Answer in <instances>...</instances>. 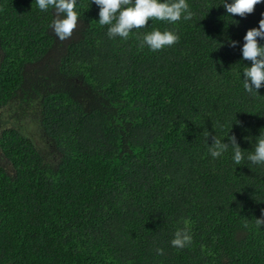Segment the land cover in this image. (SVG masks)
Instances as JSON below:
<instances>
[{"label": "trees", "instance_id": "1", "mask_svg": "<svg viewBox=\"0 0 264 264\" xmlns=\"http://www.w3.org/2000/svg\"><path fill=\"white\" fill-rule=\"evenodd\" d=\"M188 3L191 20L149 19L125 40L78 0L61 40L54 9L0 0V264H264V166L208 150L228 133L250 151L264 132V82L257 96L241 80L264 3L243 17ZM153 28L179 41L142 47Z\"/></svg>", "mask_w": 264, "mask_h": 264}, {"label": "clouds", "instance_id": "2", "mask_svg": "<svg viewBox=\"0 0 264 264\" xmlns=\"http://www.w3.org/2000/svg\"><path fill=\"white\" fill-rule=\"evenodd\" d=\"M99 7L98 22L107 27V35L110 39L119 36L128 39L133 29H141L149 19L167 21L175 24L178 21H189L194 13L190 9L188 0H91ZM264 3V0H223L226 13L238 16L251 14L256 5ZM78 0H36V6L41 11L54 9L56 18L52 20L51 28L56 36L64 40L71 36L77 27L79 13L76 11ZM258 21V28H251L243 36L241 47L242 59L251 62V66H245L242 70V85L245 92L258 94V90L264 82V44L258 42L257 38L264 40V13ZM179 41V35L171 30L161 31L153 28L142 36L141 46H147L151 51L162 50ZM236 41H231L235 47ZM241 76V73H240ZM205 132V131H204ZM209 133L206 131L205 138ZM226 137V136H225ZM230 145L223 143L216 135L212 138L211 146L208 144L209 154L213 159L220 158L229 148L232 149V160L236 165L247 159L251 164L264 166V132L259 133L252 143L250 151H244L237 143L235 135L228 136ZM247 152V155L245 153ZM256 225L261 228L264 225V210L260 218L256 219ZM192 242V236L185 229H178L174 233L171 245L183 249ZM162 255L163 249H157Z\"/></svg>", "mask_w": 264, "mask_h": 264}, {"label": "rangeland", "instance_id": "3", "mask_svg": "<svg viewBox=\"0 0 264 264\" xmlns=\"http://www.w3.org/2000/svg\"><path fill=\"white\" fill-rule=\"evenodd\" d=\"M4 120H5V119L2 117V115H0V124H1V125L4 124ZM27 131H28L29 134H31V135L33 136L34 140H35L36 138H39V137H38V130H37V128H36V126H35L34 123H32V122L29 123V125H28V127H27ZM37 143L39 144L40 141H37Z\"/></svg>", "mask_w": 264, "mask_h": 264}]
</instances>
